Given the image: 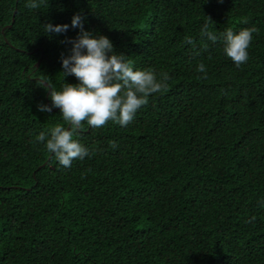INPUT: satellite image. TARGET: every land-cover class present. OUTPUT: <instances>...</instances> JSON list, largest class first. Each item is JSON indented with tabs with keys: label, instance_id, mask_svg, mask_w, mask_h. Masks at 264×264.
Segmentation results:
<instances>
[{
	"label": "trees",
	"instance_id": "16d2710c",
	"mask_svg": "<svg viewBox=\"0 0 264 264\" xmlns=\"http://www.w3.org/2000/svg\"><path fill=\"white\" fill-rule=\"evenodd\" d=\"M29 2L0 0V264H264V0ZM75 14L134 70L170 79L126 127L82 122L89 155L65 168L34 141L69 128L38 110L51 105L38 82L78 83L62 67ZM251 27L237 67L224 34Z\"/></svg>",
	"mask_w": 264,
	"mask_h": 264
},
{
	"label": "clouds",
	"instance_id": "9594fccd",
	"mask_svg": "<svg viewBox=\"0 0 264 264\" xmlns=\"http://www.w3.org/2000/svg\"><path fill=\"white\" fill-rule=\"evenodd\" d=\"M26 7L37 9L40 3L30 0ZM43 26L47 33L61 34L69 29L68 24L46 23ZM71 27L79 28L80 32L75 39L67 41L72 47L69 56H62L63 78L71 75L78 83H65L62 90L57 91L48 82L45 90L51 89V105H38L41 112L58 108L69 128L57 124L49 129V136L41 132L34 141H46L47 152L53 154L55 161L65 168L71 167L74 159L83 160L89 155L88 148L74 139V133L82 127V122L86 121L91 128L103 127L109 121L126 127L137 111L148 103L149 96L168 90L167 81L170 79L167 73H161V79L157 80L152 70H134L125 55L114 52L107 36H94L84 30L83 18L79 14L73 16ZM257 32L256 27H251L238 34L231 30L224 34L223 52L237 67L248 61L247 50L253 33ZM201 36L214 43L217 40L207 23L201 28ZM185 43L193 44L194 41L186 36ZM196 70L203 73L202 79H207V69L203 63ZM38 83L40 87H45L44 81ZM111 146L116 147L115 142Z\"/></svg>",
	"mask_w": 264,
	"mask_h": 264
},
{
	"label": "water",
	"instance_id": "95a60500",
	"mask_svg": "<svg viewBox=\"0 0 264 264\" xmlns=\"http://www.w3.org/2000/svg\"><path fill=\"white\" fill-rule=\"evenodd\" d=\"M15 13H16V9H14L12 21H14V15H15ZM9 26H11V24ZM41 59H42V56L37 60L36 66H39V63H40ZM44 84L47 85L48 83L44 81ZM50 91H51V89L49 88L47 94H49ZM46 101H47V105L50 106L48 97H47ZM56 109H58V108H56ZM68 127H69V125H68Z\"/></svg>",
	"mask_w": 264,
	"mask_h": 264
}]
</instances>
